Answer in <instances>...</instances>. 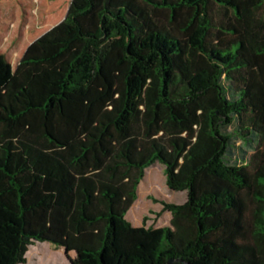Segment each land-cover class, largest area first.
I'll use <instances>...</instances> for the list:
<instances>
[{
  "label": "trees",
  "instance_id": "16d2710c",
  "mask_svg": "<svg viewBox=\"0 0 264 264\" xmlns=\"http://www.w3.org/2000/svg\"><path fill=\"white\" fill-rule=\"evenodd\" d=\"M264 0H72L0 56V264H264ZM161 163L170 226L127 219Z\"/></svg>",
  "mask_w": 264,
  "mask_h": 264
},
{
  "label": "rangeland",
  "instance_id": "374dc122",
  "mask_svg": "<svg viewBox=\"0 0 264 264\" xmlns=\"http://www.w3.org/2000/svg\"><path fill=\"white\" fill-rule=\"evenodd\" d=\"M72 0H0V56L15 69L20 61L16 49L25 38L36 39L60 23L67 15ZM264 149V142H263ZM187 192L169 188L165 168L161 163L147 169L138 189V199L127 219L134 226L160 228L170 226L172 214L164 203L182 204ZM76 252L65 250L49 242H37L30 247L26 264H72Z\"/></svg>",
  "mask_w": 264,
  "mask_h": 264
},
{
  "label": "crops",
  "instance_id": "0c3cea01",
  "mask_svg": "<svg viewBox=\"0 0 264 264\" xmlns=\"http://www.w3.org/2000/svg\"><path fill=\"white\" fill-rule=\"evenodd\" d=\"M59 24V23H58ZM52 29V28H51ZM50 30V29H49ZM48 30V31H49ZM47 32V31H46ZM45 32V33H46ZM45 33H43V34H45ZM43 34H41L40 36H38L36 39H33V40H31V38H29V37H26L25 38V41H24V44L23 45H21L20 47H18V49H16V53L18 54V55H20V60L22 59V57H23V55L25 54V52H26V50L28 49V47L35 41V40H37L39 37H41ZM20 62V61H19ZM19 64V63H18ZM17 64V65H18Z\"/></svg>",
  "mask_w": 264,
  "mask_h": 264
}]
</instances>
